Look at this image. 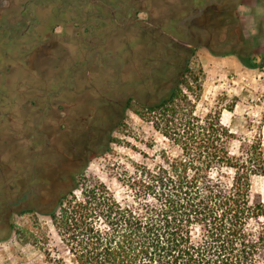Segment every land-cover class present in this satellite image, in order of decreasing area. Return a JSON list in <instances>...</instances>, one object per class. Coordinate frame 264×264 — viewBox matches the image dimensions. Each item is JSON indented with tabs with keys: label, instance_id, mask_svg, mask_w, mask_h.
<instances>
[{
	"label": "rangeland",
	"instance_id": "obj_1",
	"mask_svg": "<svg viewBox=\"0 0 264 264\" xmlns=\"http://www.w3.org/2000/svg\"><path fill=\"white\" fill-rule=\"evenodd\" d=\"M123 1V12L130 17H147L158 31L145 25H122L120 19L98 20L104 12L93 9L92 19L86 22L84 17L78 16V20L76 13L72 18L69 13L61 18L69 34L81 31L79 24L94 27L77 42L74 37L66 46L63 41L48 48L35 47L33 41L23 38V48L34 49L36 57L23 48H10L0 37V168L4 175L14 177L12 187L0 188V264H56L59 260L73 264L44 212L55 207L60 195L68 194L74 180H81L83 173L96 177L122 200L128 193L120 182L124 174H132L138 165L153 167L161 151L177 154L152 123L127 109L125 102L128 97L139 103L157 102L188 60L192 68L203 71L199 98L191 97L195 114L219 113L221 123L232 134L228 144L231 154H240L258 140L264 154V66L246 68L233 55L239 51L248 59L255 56V64H260L264 29L258 23L264 19V0H254L259 4L254 25L258 40H254L251 52L243 45L223 48L218 40L211 41L218 21L210 13H200L205 8V4H195L201 5L200 0L194 4L193 0H116L111 5H122ZM17 2L10 11L17 12L24 0ZM27 9L47 19V26L42 22L44 33L55 27L56 15L47 5L39 9L28 3ZM16 12H4V20L19 19ZM73 21L78 26L73 27ZM162 31L196 44L198 49L190 51ZM199 31L205 33L201 41ZM12 50L15 54L20 50V59ZM16 82L22 83L19 89ZM70 99L77 102L79 116L69 130L54 135L50 126L58 112L56 100L70 103ZM86 105L88 111L93 110L90 117L81 116L87 113ZM110 137L114 142L108 141ZM21 180L23 198L17 195L20 188L16 183ZM251 194L254 200L264 202V175L251 179ZM261 221L264 223V217ZM15 231L21 233V239Z\"/></svg>",
	"mask_w": 264,
	"mask_h": 264
},
{
	"label": "trees",
	"instance_id": "obj_2",
	"mask_svg": "<svg viewBox=\"0 0 264 264\" xmlns=\"http://www.w3.org/2000/svg\"><path fill=\"white\" fill-rule=\"evenodd\" d=\"M236 57L249 69L264 66V54L259 65L255 56ZM202 76L188 60L157 102H125L152 123L175 156L161 151L153 167L124 174L122 200L83 173L44 212L73 264H264V202L251 194V179L264 175L261 141L231 154L232 134L219 113L195 114L191 97L199 98ZM155 114L162 117H146ZM26 213L32 212H20Z\"/></svg>",
	"mask_w": 264,
	"mask_h": 264
},
{
	"label": "flooded vegetation",
	"instance_id": "obj_3",
	"mask_svg": "<svg viewBox=\"0 0 264 264\" xmlns=\"http://www.w3.org/2000/svg\"><path fill=\"white\" fill-rule=\"evenodd\" d=\"M18 0H0V37H3L5 39L10 48H14L13 46L23 48L24 46L21 45L24 41L23 38H26L29 40V42L33 41V45L35 47H42V46H52V44L63 43L66 46L67 42H71L72 38L75 37V41L77 42L79 37L88 36L90 33L94 31V27H88L84 24H79L80 26H83L81 31H77V34H69L66 29H64L63 25H61V18L65 14H70V17L72 18L74 14L76 13L77 19L78 16L81 18L84 17V21H88L92 19L93 17V9H100L103 10L104 15L103 18H99L98 20L104 21L105 19H109L112 21H118L120 19V22H123L122 25H131V26H149L153 31L157 30L158 27L147 17H130L128 14L123 12L125 10V1H123L122 5H114L115 7H112L111 4H115L116 0H56L54 4L44 2L45 0H24V2L20 4L19 9L16 11H10L15 10V7L18 5ZM193 4L195 3V0H193ZM198 1V0H197ZM31 3L34 4L36 8H41L42 5H47L49 8H51L52 12L56 15L54 18L55 20V27L49 29L48 34L44 33L46 30V22L47 19H42L39 17L34 16L35 13H32L31 11H28L27 4ZM197 4L198 7L205 4V8L200 10V13L204 16H207V14H211L212 17L217 18V25H215V34H213L210 38L211 41H219L220 45L219 47H236L240 46V48L245 47L248 51H254V40H255V31L257 32V29H254L255 21L257 20L255 17V11L258 9L259 4L255 3L254 0H200L199 4ZM70 6V9L67 8V6ZM52 6V7H51ZM201 9V8H200ZM4 12H12L17 14L19 19H14V21H11L10 18L4 20L6 17L3 16ZM3 13V14H2ZM32 13V14H31ZM67 13V14H66ZM74 13V14H73ZM7 15V13H6ZM117 16L119 18H117ZM68 19H71V18ZM76 19V20H77ZM80 20V19H78ZM51 21V20H49ZM235 21V22H234ZM42 22H45L44 26ZM77 21H73L72 26H78L76 23ZM119 22V23H120ZM234 22V23H232ZM41 26V27H40ZM43 26V27H42ZM258 26L260 28L264 29V19L259 20ZM38 27V28H37ZM70 29H73L69 27ZM81 28V27H80ZM205 29V27H203ZM201 28V29H203ZM139 30V28H137ZM155 29V30H154ZM44 31V32H43ZM142 31V30H139ZM162 34L169 37V39L177 43L179 45H182L183 47L187 48L190 51H195L198 49V46L196 44L192 43H186L183 42L181 39L176 37L173 34L165 33L164 31L161 32ZM205 34V33H204ZM204 34L202 31H199L197 34V37H199L200 41L204 38ZM220 36V37H219ZM237 36V38H236ZM150 38H152L150 36ZM41 39H43L42 43ZM235 42V43H234ZM239 42L242 44L239 45ZM18 43L20 46H18ZM66 43V44H65ZM234 43V44H233ZM48 47V48H49ZM207 48V46H206ZM208 48H210L208 46ZM11 50V49H10ZM26 51L23 48V52ZM35 50L32 51H26L29 55H34L35 57L37 53H32ZM235 51V50H234ZM250 51V52H251ZM20 53V50L19 52ZM15 54V52L12 50V54L14 57L18 58L19 54ZM241 55L242 54L239 51L233 52V55ZM25 57V56H24ZM34 57V58H35ZM16 88L19 89V87L22 86L21 82H16ZM67 88V86H65ZM60 89V88H59ZM58 95V94H57ZM72 99V98H71ZM70 99V100H71ZM75 99L71 100L70 103L63 100H56L55 109L57 114L55 115V121L52 122V125L50 126V129L54 135H59L61 133L66 132L71 128V125L73 121L75 120V117L79 116V110L77 109V102H74ZM87 106V113L81 114L82 117L86 115V117H90L93 113L92 111H88L89 107ZM92 108V107H91ZM2 113L0 111V117ZM40 132V130H39ZM2 165H0L1 167ZM3 168H0V188L7 189L10 186L12 187L11 182L13 181V176L11 173H8L7 175H4L2 173ZM24 178V177H23ZM22 178V179H23ZM22 183H16L17 186L20 188L19 193L17 195L21 194V198L24 197V193L22 192V188L24 186L23 181ZM21 200V199H20ZM10 212H13V209H9Z\"/></svg>",
	"mask_w": 264,
	"mask_h": 264
}]
</instances>
